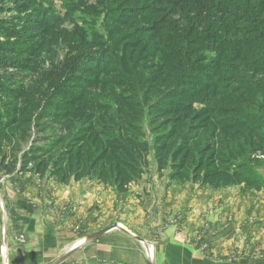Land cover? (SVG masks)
Listing matches in <instances>:
<instances>
[{
  "label": "trees",
  "instance_id": "obj_1",
  "mask_svg": "<svg viewBox=\"0 0 264 264\" xmlns=\"http://www.w3.org/2000/svg\"><path fill=\"white\" fill-rule=\"evenodd\" d=\"M11 1L25 13L22 20L34 24L33 31L40 34L30 35V40L38 38L41 45L59 41L65 19L44 0ZM97 6L107 35L95 32L86 50L71 55L65 69L57 70L58 89L65 81L82 88L54 110L52 120L62 132L55 141L38 137L27 146L20 141L6 147V136L1 138L0 172L50 176L63 184L96 180L120 195L148 171L154 149L158 170L168 169L173 181L213 188L242 183L264 188L263 177L238 160V155L219 149L213 138L202 144L197 141L193 132L201 125L196 122L211 120L217 107L197 110L188 101L198 97L194 92L200 88L209 93L217 88L227 63L236 66L234 79L243 64L244 69L264 73V58L259 55L264 53V0H97ZM5 11L0 6V12ZM7 25L0 26V40L29 41L28 33L12 31ZM39 50L1 44L0 55L9 57L0 59V69H28ZM19 55H25L24 64L16 58ZM207 66L210 70L205 73ZM204 76H209L210 83L195 91L187 86L192 78L201 81ZM102 86L130 91L120 93L115 108L92 101L91 91ZM141 91L148 113L138 106L144 100ZM11 96L23 100L24 106V96L31 95L15 92ZM229 96V92L220 94ZM36 113L29 105L19 109L13 103L5 113L0 111V135ZM247 125L243 119L226 122L225 128L230 132ZM146 126L154 133L153 141ZM248 138L253 153L264 152V145L258 143H264V135L257 137L254 132Z\"/></svg>",
  "mask_w": 264,
  "mask_h": 264
},
{
  "label": "rangeland",
  "instance_id": "obj_2",
  "mask_svg": "<svg viewBox=\"0 0 264 264\" xmlns=\"http://www.w3.org/2000/svg\"><path fill=\"white\" fill-rule=\"evenodd\" d=\"M44 1L47 6H51L59 13L65 22L59 28L63 31L59 41L54 40V42L41 45L38 38L29 39L30 35L38 37L40 34L33 31L34 24L24 21L26 15L20 11L19 5L11 0H0V6L6 10L0 12V20L4 22H0V26L8 24L7 26L12 31L26 32L28 33L27 39H29V41L19 44L20 40H15L13 37L9 40L1 38L0 45L26 47L30 51L34 47L40 49L39 57L33 59L34 64H29L28 69H0V111L5 113L13 106V103L19 109L29 105L30 108L37 111L33 119L22 118L19 124L0 135V139L6 136V147L11 144L17 146L20 141L24 146H27L38 137H47L53 141L57 139L62 131H58L60 126L52 120L54 119V110L64 105V101L70 93H80L82 89L67 81L63 82L62 87L58 89L57 84L60 83H58L57 73L60 71L59 69H65L71 55L86 50L87 44L95 32L107 35L103 14L98 13L97 0ZM68 31H70L69 34H67ZM259 55L260 58H264L263 52H260ZM3 57L8 58L9 55H0V59ZM16 58L23 64L25 63V55H19ZM261 62H264V59ZM232 65H234L233 62L226 64L228 70L221 72L218 84L215 85L217 88H214L210 93L204 92L203 88H200V86L210 83L209 76H204L205 79L201 81L192 78V82L187 84L193 91L197 87L200 88V91L194 92L195 94L199 93L198 97L188 100L194 104L197 110H203L206 106L217 107L211 120L202 119L196 122L201 125V128L194 130L193 135L201 144L213 138L219 149L238 155V160L254 168L255 172L264 179V152L253 153V150L249 148L250 140L248 138L249 134L254 132L257 133V137L264 135V73H258L257 69L251 67L244 69L245 64H243L241 66L243 70H240V75L236 74L238 78L234 79L232 72L236 66L234 65L232 68ZM209 70L210 68L207 66L204 72L207 73ZM244 70L246 71L244 72ZM198 74L200 73L196 75ZM223 89L228 90L230 99L220 97L221 93H228ZM122 91L130 90L102 86L91 91V99L93 102L110 104L117 108L119 106L117 100ZM15 92L31 95L30 98L24 96L26 101L24 106L23 100L17 101L15 96H11ZM141 96L144 97V100H141L142 102L138 106L148 113L146 95L143 91H141ZM127 100L130 101V99ZM223 109L230 111L225 112ZM243 119L248 123L246 129L240 130L234 127L232 128L234 130L229 132L225 128L226 122L234 123ZM146 132L150 141H153L154 133L150 126H146ZM258 143L264 145L263 142ZM168 175V169L162 172L158 170L155 151L152 149L148 171L137 182L132 183V186L130 185L132 189L130 192L118 196L117 206L121 204L122 207L115 210L116 215L109 214V221L106 223L109 222L113 225L120 222L121 218H125V223L131 221L134 225L137 224V227L143 232L149 231L151 233L149 240L151 248L149 249H152L153 258H155L156 264H159L155 248H159L160 236L168 227L167 221L164 223L160 219L164 194L170 189L187 193L183 209L179 212L177 220L174 219L177 228L175 236H182L186 244L192 245L193 241L189 239V234L183 226L186 218H189L190 215V209L186 208L194 201L193 199L202 200L197 197L199 192H209L215 206L211 207L208 213L202 214L209 216L214 213L215 208L219 210V217L224 221L222 220L217 228L218 233L214 244H220L223 249L219 248L215 258L212 256L214 253H209L211 247L202 243V248H198L199 251L201 249L202 251L195 254L197 261L200 264H210L206 260V256L216 259L217 264H264V188L250 186L246 183L213 188L203 186L199 182L173 181ZM88 180L83 179L79 182L86 183V185L93 184L90 188L99 183L96 180L89 182ZM71 183H75V181L72 180ZM71 183L63 184L53 177H41L34 173L7 175L0 172V264L49 263L65 254L77 242H82L88 235L105 228V226H110L106 225L102 219V208L97 200L89 208V211L87 209L82 215H75L73 203L71 201L67 203L65 197V189ZM103 185L101 186L105 187L104 190H114L110 186ZM102 187L101 189H103ZM149 187H154V190L148 192ZM135 188L140 192L143 189V192L137 193ZM158 189L159 192H157ZM146 199L152 202L151 207L147 206ZM134 203H138L141 210L138 207L134 212L132 210L131 218L123 215L125 213L123 206ZM205 204L206 201L203 200L201 205ZM229 209H233L234 212L228 214ZM249 225L253 229H251V233L246 234L244 227ZM220 231L223 232L220 233ZM3 238H5V245L2 243ZM141 245L148 257V251L142 243ZM226 245H232L234 248L225 249ZM72 262L73 258L67 259L62 264H72Z\"/></svg>",
  "mask_w": 264,
  "mask_h": 264
},
{
  "label": "crops",
  "instance_id": "obj_3",
  "mask_svg": "<svg viewBox=\"0 0 264 264\" xmlns=\"http://www.w3.org/2000/svg\"><path fill=\"white\" fill-rule=\"evenodd\" d=\"M89 181L90 180H88V182ZM91 185L93 184L89 183L86 185V183L80 182L71 183V185L67 186L65 189L67 203L70 201L73 203V212L75 215H82L87 209L89 211V208H91L97 200L102 208L101 217L106 223L109 221V214L112 213L113 215H116L115 210L122 207L121 204L117 206L116 203L119 195L115 190H104L105 187H102L101 185L103 184L101 183H97V185L90 188ZM132 185L133 184H131V186ZM131 186L129 192L132 190ZM101 187L103 189H101ZM134 190H136L137 193L143 192V189L141 192L136 188ZM151 190H154V187H149L147 191L149 192ZM157 192H159V189ZM202 195H204V198H202ZM186 196L187 193H180L177 189H170L164 194V203L161 207L162 215H160V219L164 223L167 221L166 224H168V227L160 236L159 248H155L159 264H200L199 261H197L198 259L195 254L202 251V249L200 251L198 249L199 247L202 248V243L211 247L209 248V253H214L215 255L213 254L212 256L215 258L216 254L219 252V248L223 249L220 244H214V240L217 238L218 233L217 228L220 226V222H222V220L224 221V219H220L219 217V210L215 208L214 213L209 216H205L207 214H202L204 212L208 213L209 209L215 206L213 204L214 201L212 200L211 193L209 192H199L197 197L202 200L193 199L194 201L186 208L187 210L190 209V215L189 218H186L187 220H185L183 226L186 229L185 231L189 234V239L193 241L191 242L192 245L186 244L184 239H182V236H175L177 228L174 219L177 220L179 212L183 209ZM203 200L206 201L204 206L201 205ZM146 202L147 206H152L151 201L146 199ZM123 207L125 208V213H123V215L131 218V214L137 209L138 203L124 205ZM138 209L141 210L139 207ZM210 212H212V210H210ZM232 212H234V210L229 209L227 213L232 214ZM128 214H130V216H128ZM137 215L139 216V214ZM119 221L120 222L117 223L122 224L146 240H150L151 233L149 231L143 232L137 227V224L134 225L131 221L130 223H125V218H121ZM106 225L112 224L108 222ZM244 228L246 234L251 233V229H253V227L251 228V225ZM214 229L216 231H213ZM222 232L220 231V233ZM227 248L233 249L234 247L232 245H226L225 249ZM143 250L140 241L122 230L112 229L96 241L80 248L69 258V260L73 258L72 264H148V257H146ZM213 257L205 256L210 264H217L216 259Z\"/></svg>",
  "mask_w": 264,
  "mask_h": 264
},
{
  "label": "water",
  "instance_id": "obj_4",
  "mask_svg": "<svg viewBox=\"0 0 264 264\" xmlns=\"http://www.w3.org/2000/svg\"><path fill=\"white\" fill-rule=\"evenodd\" d=\"M112 229H119L122 230L126 233H128L129 235H131L132 237H134L136 240L140 241L146 248V250L149 252V248H150V242L148 240H146L145 238H143L140 235H137L136 233H134L133 231L129 230L128 228H126L125 226H123L120 223H116L113 225H110L108 227H105L95 233H92L90 235H88L87 237H85L83 239L82 242L80 243H76L71 249H69L65 254L57 257L56 259H54L53 261L46 263V264H62L64 261H66L67 259H69L73 254H75L80 248L84 247L85 245L92 243L94 241H96L97 239H99L100 237H102L104 234H106L107 232L111 231ZM3 245H5V238H3ZM8 262V261H7ZM148 264H156L155 258L149 257L148 256Z\"/></svg>",
  "mask_w": 264,
  "mask_h": 264
},
{
  "label": "bare ground",
  "instance_id": "obj_5",
  "mask_svg": "<svg viewBox=\"0 0 264 264\" xmlns=\"http://www.w3.org/2000/svg\"><path fill=\"white\" fill-rule=\"evenodd\" d=\"M150 248H151V246H150ZM149 250H150V252H149V257H152V258H153V252H152V249H149ZM3 251L5 252L6 249L4 248ZM5 264H6V263H5Z\"/></svg>",
  "mask_w": 264,
  "mask_h": 264
},
{
  "label": "built area",
  "instance_id": "obj_6",
  "mask_svg": "<svg viewBox=\"0 0 264 264\" xmlns=\"http://www.w3.org/2000/svg\"><path fill=\"white\" fill-rule=\"evenodd\" d=\"M148 256H149V253L147 252Z\"/></svg>",
  "mask_w": 264,
  "mask_h": 264
}]
</instances>
